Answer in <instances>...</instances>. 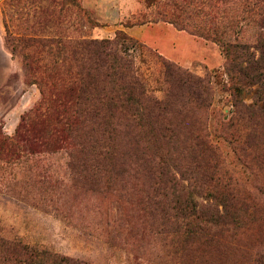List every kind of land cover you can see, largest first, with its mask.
Returning <instances> with one entry per match:
<instances>
[{
  "label": "rangeland",
  "instance_id": "obj_1",
  "mask_svg": "<svg viewBox=\"0 0 264 264\" xmlns=\"http://www.w3.org/2000/svg\"><path fill=\"white\" fill-rule=\"evenodd\" d=\"M79 5L80 11L70 0H0L2 132L14 136L22 118L42 101L40 88L55 95L59 80L69 82L64 80L86 61L79 49L72 53L77 43L112 41L122 33L143 46L134 53L136 45L125 43L146 95L158 101L171 95L173 100L168 117L173 120L174 153L168 155L166 148L151 153L152 163L168 155L174 162L172 173L179 178L178 172L189 170L190 157L199 158L196 150H188L192 148L189 137L201 130L181 118L195 108L186 101L190 90L175 76L166 75L161 56L208 84V100L194 121L205 128L203 140L216 156L210 159L205 154L203 159L217 166L223 181L253 216L231 246L202 247L189 260L180 238L160 227L150 214L154 180L147 171L123 176L100 173L84 180L70 165L75 159L60 152L41 158L35 172L29 163L9 167L0 163V236L86 264H264V118L258 120V131L247 149L220 128L219 120L229 121L234 112L221 48L168 23H152L158 5L149 7L144 0H79ZM254 31L251 20L243 21L230 39L253 47ZM259 89L253 85L243 90L241 99L247 109H263L257 99ZM176 98H184L188 111L181 110ZM142 143L147 146L145 140ZM193 200L198 208L213 204L207 196L194 195Z\"/></svg>",
  "mask_w": 264,
  "mask_h": 264
},
{
  "label": "trees",
  "instance_id": "obj_2",
  "mask_svg": "<svg viewBox=\"0 0 264 264\" xmlns=\"http://www.w3.org/2000/svg\"><path fill=\"white\" fill-rule=\"evenodd\" d=\"M70 1L80 11L79 0ZM168 1L170 5L161 0H144L149 7L158 5L152 23H168L178 31L221 48L234 112L229 121L219 120L218 124L236 136V145L240 143L239 146L247 149L258 131V120L264 118V0ZM248 20L255 27L253 47L230 39L241 22ZM117 35L112 41L77 43L72 53L79 49L86 54V61L80 62L77 70L64 80L69 82L64 84L60 78L55 95L40 88L42 101L22 118L14 136H6L0 126V163L6 167L29 163L35 172L45 155L67 152L75 159L70 165L84 180L100 173L123 176L129 171L136 174L147 171L154 180L150 214L157 224L160 222V227H167L168 233L180 238L182 251L189 260L202 247L231 246L234 236L253 214L243 208L237 192L218 174L217 166L203 159L205 154L210 159L216 156L214 148L203 140L205 128L194 121V115L208 100V84L158 56L166 75L175 76L190 90L186 101L195 108L181 115L182 120H190L194 130H201L200 134L189 137L192 148L188 150L189 153L196 150L199 158L193 154L189 170L178 172L177 178L172 173L174 162L168 159L169 153L173 156L176 141L171 128L173 120L168 117V104L173 102L171 95L162 101L146 95L125 43L136 45L134 53L143 46L122 33ZM253 85L260 86L257 99L263 103L262 110L247 109L242 102L243 90ZM178 100L181 110L188 111L184 98ZM164 148L169 149L168 155L160 156L159 163H152L150 154ZM194 195L207 196L213 204L198 208ZM0 264L86 263L0 236Z\"/></svg>",
  "mask_w": 264,
  "mask_h": 264
}]
</instances>
